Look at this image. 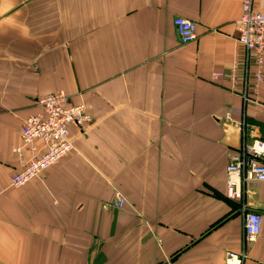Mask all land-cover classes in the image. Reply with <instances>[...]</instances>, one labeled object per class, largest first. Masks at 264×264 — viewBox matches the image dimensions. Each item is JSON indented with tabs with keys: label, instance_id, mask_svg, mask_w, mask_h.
<instances>
[{
	"label": "crops",
	"instance_id": "0c3cea01",
	"mask_svg": "<svg viewBox=\"0 0 264 264\" xmlns=\"http://www.w3.org/2000/svg\"><path fill=\"white\" fill-rule=\"evenodd\" d=\"M240 3L0 0V264H219L226 251L264 264V181L224 195L229 151L264 140V53L248 99L251 66L211 78L241 52ZM174 16L195 22L192 40ZM57 90L91 120L69 128L57 163L11 186L23 118ZM115 192L125 203L102 207ZM243 209L262 215L252 240Z\"/></svg>",
	"mask_w": 264,
	"mask_h": 264
},
{
	"label": "built area",
	"instance_id": "2783aa9c",
	"mask_svg": "<svg viewBox=\"0 0 264 264\" xmlns=\"http://www.w3.org/2000/svg\"><path fill=\"white\" fill-rule=\"evenodd\" d=\"M175 33L181 43H186L195 37L196 24L192 20L174 16L171 19ZM236 42L242 47L236 55L228 71H214L211 78H236V70L241 65L244 70L252 67L250 83H244L246 88L244 98L254 94L262 80L264 53V9L255 10L251 0H241L240 14L236 19ZM247 67V68H246ZM241 80L246 76L242 75ZM41 111L23 118L21 125V145L13 150L19 156L20 169L9 177L11 186L20 187L31 179L38 177L42 171L54 165L72 148L69 128L80 129L91 120L89 107L83 102L72 103L66 93L61 90L42 95L36 99ZM27 150V156L23 151ZM224 167V195L238 199L241 185L250 180L264 181V140L253 138L242 141L231 149ZM125 203V198L115 192L113 199L102 204L104 208H118ZM244 210V209H243ZM262 215L255 210L245 209L242 227L246 240H252L260 231ZM242 253L226 251L224 259L219 264H240Z\"/></svg>",
	"mask_w": 264,
	"mask_h": 264
}]
</instances>
